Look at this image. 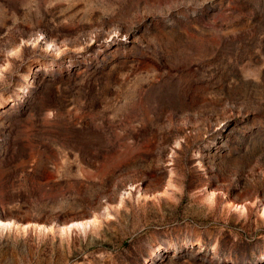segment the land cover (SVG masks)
<instances>
[{"label":"rangeland","instance_id":"1","mask_svg":"<svg viewBox=\"0 0 264 264\" xmlns=\"http://www.w3.org/2000/svg\"><path fill=\"white\" fill-rule=\"evenodd\" d=\"M0 264H264V0H0Z\"/></svg>","mask_w":264,"mask_h":264}]
</instances>
